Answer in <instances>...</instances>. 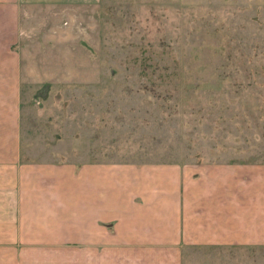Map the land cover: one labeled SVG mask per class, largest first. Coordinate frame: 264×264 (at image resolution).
<instances>
[{
    "label": "rangeland",
    "instance_id": "rangeland-1",
    "mask_svg": "<svg viewBox=\"0 0 264 264\" xmlns=\"http://www.w3.org/2000/svg\"><path fill=\"white\" fill-rule=\"evenodd\" d=\"M77 8L62 29L21 30L23 159L264 162V0ZM185 264H264V243L193 248Z\"/></svg>",
    "mask_w": 264,
    "mask_h": 264
},
{
    "label": "crops",
    "instance_id": "crops-1",
    "mask_svg": "<svg viewBox=\"0 0 264 264\" xmlns=\"http://www.w3.org/2000/svg\"><path fill=\"white\" fill-rule=\"evenodd\" d=\"M98 1L0 0V264H185L193 248L264 243V162L21 157V30L62 29L65 8Z\"/></svg>",
    "mask_w": 264,
    "mask_h": 264
}]
</instances>
